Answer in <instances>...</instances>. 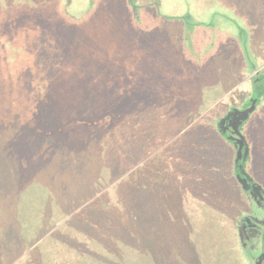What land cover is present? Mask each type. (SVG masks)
<instances>
[{"label":"trees","instance_id":"trees-1","mask_svg":"<svg viewBox=\"0 0 264 264\" xmlns=\"http://www.w3.org/2000/svg\"><path fill=\"white\" fill-rule=\"evenodd\" d=\"M118 1L119 26L134 33L127 26L135 4ZM199 1L202 8L209 4ZM253 1L259 5L249 9L260 17L264 0ZM69 2L55 0L58 15L46 29H15L10 21L5 28L20 31L0 34V264H124L128 249L148 253L146 218L156 215L179 230L203 220L196 209L204 196L187 183L195 150L201 171L215 179V167L230 174L237 166L221 150L237 149L220 130L225 112L205 131L196 122L241 85L238 91L249 94L245 109L255 104L246 129L264 122V42L242 56L239 41L226 39L220 58L191 62L183 54L192 47L188 32L166 19L171 27L160 29L157 44L118 29L93 46L100 50L90 49L92 39L58 19ZM236 6L249 18L247 7ZM13 10L6 5L7 16ZM247 21L255 41L264 37V20ZM59 31L67 33L62 44L52 37ZM47 32L52 35L43 37ZM110 43L117 45L113 54L105 51ZM244 193L227 207L235 231L242 217L264 209ZM244 203L252 210L242 211ZM154 226L149 222V232ZM148 236L153 248L162 241Z\"/></svg>","mask_w":264,"mask_h":264},{"label":"rangeland","instance_id":"rangeland-1","mask_svg":"<svg viewBox=\"0 0 264 264\" xmlns=\"http://www.w3.org/2000/svg\"><path fill=\"white\" fill-rule=\"evenodd\" d=\"M159 1H131V3L134 2L137 11L134 12V10L128 8L133 13L130 12L129 14L130 23H128V26H124L131 27L134 33L126 29L129 32L124 34L119 26L120 20L115 11V4L117 5V11L120 7L118 0H72L71 3L69 2L71 6L67 10L68 14L65 13L64 18L62 15L58 19L64 22L62 25H68L67 28L70 25L75 26V29L79 27V36L83 37V39H92L93 44L89 48L96 50H100L101 48L93 46L99 44L98 42L100 41H105V39L111 40V36L113 37V33L118 32V29L121 31V36L126 38L136 34L135 36L137 38H144V42L148 45L157 44V40L160 39L159 35L171 27L164 22L166 19H173L182 23L185 32H188L192 47H190V50L188 48L186 50L182 48L186 60H191V62L194 61V58L205 62L217 57L218 52L221 53V50L225 46L224 43H227L226 39L232 43L239 41L238 44L242 56L247 54L246 49L249 50V46L253 48L254 45V49L256 50V43L259 42L260 48L261 44L263 45L264 37H258V41H255L252 34L253 27L246 23L249 18L255 19L254 23L258 19L264 20V10H262L263 14L259 17L258 11L249 9L253 5L257 8V5H259L258 1L209 0V4L205 8L200 7L199 0H162L160 3ZM124 2L127 3V0H124ZM7 4H11L14 7L11 16H7L5 12ZM54 4L55 0H47V2L45 0H0V34L10 35L9 37H11L14 32L20 31L24 26L27 28H32L33 26L37 31L48 28L55 20L54 14L55 16L58 15L56 13L58 9L53 8ZM236 4H239L240 7H247V10L249 9V18L247 14L245 15L239 12L241 9L239 10ZM102 5H105L104 7H107V9L101 10ZM18 11L21 12V15L17 14ZM73 17L75 18L72 20L71 18ZM184 18H188L186 22ZM10 21H13L10 24L12 27H15V29L20 27V29L16 31L6 29L4 23ZM165 25V29L160 33V29ZM52 34V37L57 36L59 44H62L66 40L64 37L67 35L66 32L59 31L58 33L54 32ZM52 34L47 32L42 35L43 37H50L49 35ZM38 36L40 35L38 34ZM108 45H112L113 47L105 51L113 54L115 52L114 50L117 49V45H113V43ZM82 50L85 51L87 48L84 47ZM159 50L161 51L160 47ZM235 79L240 81L241 76ZM241 89L242 85L224 100L212 107L196 122L194 128L205 131L206 128L213 126L212 122L217 118L216 114L221 113L222 115L225 112L226 115L227 112L235 108H239L242 111L248 110L249 108L245 109L241 102L242 98L247 97L249 94L240 93L238 90ZM230 96L231 99H228ZM224 104H226L225 108L223 107ZM230 105L235 106L230 108ZM247 121L243 123L240 130L246 137V140L248 139L249 156L246 161L240 162L242 165L240 164L238 166V163H236L237 166L234 172L230 171L229 174L228 171L226 172L215 167L218 172L216 174L217 178L215 179L211 177L212 173L208 175L206 171H201L202 167L199 166L197 159L194 157V154H197L199 150H195L192 153L193 160L189 156L190 169L192 168L191 170L195 174L194 178L188 180L187 183H191L193 185L192 189L204 196L205 202L200 201L198 203L199 207H196L197 214L201 215L203 220L195 226H188L186 229L179 230V228L174 227L167 219L160 221L154 215L148 220L144 214H141L140 216L142 218L143 216L146 218L144 222L143 250L145 249L147 251L148 249V253H135L134 250L131 252L128 249L129 255L125 256V253L123 254L124 264H264V259L261 260L263 261L262 263L260 261L261 257H264V230L262 234L254 237L248 243L247 247L244 248L243 242H247V239L243 242L240 240L239 231H235L231 227L233 219L227 212V207L232 200L234 201L235 199L238 202V193L240 195L243 191L247 193L238 183V176L241 172L247 173L252 182L261 186L264 192V122L259 123L257 127L250 130L249 128L246 129ZM221 150L223 151V157L229 154L230 158L236 162L237 149H227L228 152L226 155L225 149ZM178 154L179 152L176 151L174 161H179ZM173 166L174 162H172L171 168ZM187 183L183 187H187L188 196L190 189ZM233 189L237 191L235 198ZM209 192L211 193L209 194ZM245 195L247 196L249 193ZM228 197H230L228 199L229 204L226 202ZM161 200L163 201L164 199ZM233 201L231 202V206L233 205ZM159 204L161 206L164 205L163 203ZM244 205L246 204L244 203ZM250 210L252 209L248 208L247 205L242 208V211ZM254 214L253 217L264 222V209L255 208ZM187 217L191 220L189 214ZM244 217L239 220V228ZM246 218H250V216H246ZM149 222H153L158 226H154V230L152 228L150 229L151 234L156 236V240H158V237L162 239L161 242L155 243V248L152 246L153 238L148 236L150 233ZM194 229H197V231H194ZM151 249H153L152 254L149 252Z\"/></svg>","mask_w":264,"mask_h":264},{"label":"water","instance_id":"water-1","mask_svg":"<svg viewBox=\"0 0 264 264\" xmlns=\"http://www.w3.org/2000/svg\"><path fill=\"white\" fill-rule=\"evenodd\" d=\"M255 108L253 104L252 108L246 111H242L238 108L232 109L229 113L220 121V130L225 134L228 129H231L233 136L229 138L231 141H235L236 147L238 149L236 163L244 162L249 156V147L245 136L241 132V125L245 123L249 118L250 114ZM227 124V125H226ZM241 175H245L244 172L238 176L239 183L245 191H248L250 188L251 196L255 201H258V198L264 200V194L261 193L262 187L252 183V180H248V177L242 178ZM259 205V202H257ZM247 222H253L250 218H244L241 222V226H244ZM264 259L261 257L260 261ZM263 261H261L262 263Z\"/></svg>","mask_w":264,"mask_h":264},{"label":"flooded vegetation","instance_id":"flooded-vegetation-1","mask_svg":"<svg viewBox=\"0 0 264 264\" xmlns=\"http://www.w3.org/2000/svg\"><path fill=\"white\" fill-rule=\"evenodd\" d=\"M229 112H227L228 114ZM226 114V115H227ZM225 115V116H226ZM227 125V124H226ZM243 125V124H242ZM241 125V127H242ZM240 127V128H241ZM226 134H228L229 138H231L233 136V132L231 129H228ZM232 143H236L235 141H232ZM238 150V149H237ZM248 180L251 181V179L248 177ZM253 183V182H252ZM251 190L252 188H250L247 193H249V195L251 196ZM262 194H264L263 191H261ZM259 202V206L264 207V200L258 198V201H256V203ZM258 204V203H257ZM250 219L253 221L251 222H247L244 226H241L239 228V236H240V240L243 242L245 239H247V242H243V246L244 248L247 247L248 243L254 239V237L262 234L263 230H264V222L262 220L250 217Z\"/></svg>","mask_w":264,"mask_h":264}]
</instances>
